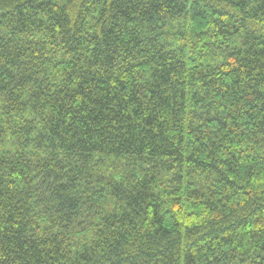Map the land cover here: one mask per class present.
<instances>
[{"label":"trees","instance_id":"1","mask_svg":"<svg viewBox=\"0 0 264 264\" xmlns=\"http://www.w3.org/2000/svg\"><path fill=\"white\" fill-rule=\"evenodd\" d=\"M0 264H264V0H0Z\"/></svg>","mask_w":264,"mask_h":264}]
</instances>
